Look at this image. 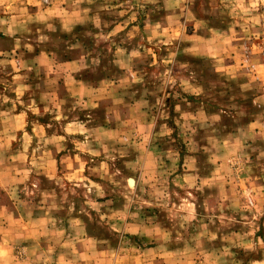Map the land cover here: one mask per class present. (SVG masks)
Instances as JSON below:
<instances>
[{"label":"rangeland","instance_id":"374dc122","mask_svg":"<svg viewBox=\"0 0 264 264\" xmlns=\"http://www.w3.org/2000/svg\"><path fill=\"white\" fill-rule=\"evenodd\" d=\"M207 8L7 0L0 264H264V0L225 71Z\"/></svg>","mask_w":264,"mask_h":264},{"label":"crops","instance_id":"0c3cea01","mask_svg":"<svg viewBox=\"0 0 264 264\" xmlns=\"http://www.w3.org/2000/svg\"><path fill=\"white\" fill-rule=\"evenodd\" d=\"M262 5L263 0H207L208 8L204 12L207 16L194 19L195 29L192 31L191 37L195 36L197 41L204 43L201 48L207 50V52L205 51L207 57L216 60L221 59L223 56V63L216 62V65L220 67V71H225L231 66V62L226 60L225 53L228 50L227 48L233 46L234 41L246 37L253 38L258 35L260 29L257 25L261 17L258 9ZM6 9L7 0H0V55L8 51L1 48V44H3L1 36L5 35L8 24ZM222 19L229 22L223 24ZM199 32H202V34ZM15 50L18 51V48H15ZM261 84L264 83L261 82ZM0 186L2 185L0 184Z\"/></svg>","mask_w":264,"mask_h":264}]
</instances>
